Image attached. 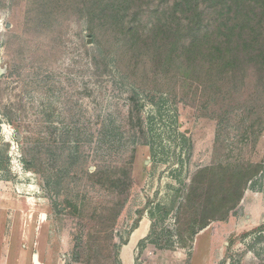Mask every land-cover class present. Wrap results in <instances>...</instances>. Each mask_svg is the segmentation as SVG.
Instances as JSON below:
<instances>
[{"label": "rangeland", "instance_id": "rangeland-1", "mask_svg": "<svg viewBox=\"0 0 264 264\" xmlns=\"http://www.w3.org/2000/svg\"><path fill=\"white\" fill-rule=\"evenodd\" d=\"M177 1L0 0V264H264V99L148 39ZM200 170L248 180L205 228Z\"/></svg>", "mask_w": 264, "mask_h": 264}, {"label": "trees", "instance_id": "trees-1", "mask_svg": "<svg viewBox=\"0 0 264 264\" xmlns=\"http://www.w3.org/2000/svg\"><path fill=\"white\" fill-rule=\"evenodd\" d=\"M174 6L187 19L185 30L190 34L189 38L178 42L179 36L175 34L182 35L184 31L182 33L176 28L158 24L151 28L148 39L154 42L158 39L163 46L161 52L184 59L181 64L185 68H192L194 71L203 68L210 76V81H223V76H232L235 81L240 77L246 82L245 77L250 74L256 76L253 99H264V0H178ZM204 8H210L209 15H205ZM121 9V6H108L102 12L105 16H110L107 15L109 11L119 13ZM116 16L118 17L117 14ZM203 21L210 23L204 25ZM130 32L133 33L132 29L127 27L125 34ZM178 47L179 54L176 53ZM171 59L168 56V61L172 62ZM233 176L227 177L222 171L212 174L209 170H200L192 179L185 202L194 205L204 197L199 214L203 222L199 228H205L209 221L221 220L216 214L218 211L227 213L241 201L248 180L246 174L241 176V184L238 183L241 186L237 191L232 186L225 188L226 181L230 185L235 183ZM214 181L223 182L218 190L224 198L218 203L217 209L212 206L210 197ZM194 185L204 191L203 195L197 193Z\"/></svg>", "mask_w": 264, "mask_h": 264}, {"label": "bare ground", "instance_id": "bare-ground-1", "mask_svg": "<svg viewBox=\"0 0 264 264\" xmlns=\"http://www.w3.org/2000/svg\"><path fill=\"white\" fill-rule=\"evenodd\" d=\"M33 263L34 264H40L39 261L37 260L36 256H34Z\"/></svg>", "mask_w": 264, "mask_h": 264}, {"label": "water", "instance_id": "water-1", "mask_svg": "<svg viewBox=\"0 0 264 264\" xmlns=\"http://www.w3.org/2000/svg\"><path fill=\"white\" fill-rule=\"evenodd\" d=\"M3 72H4V70L0 68V75H1Z\"/></svg>", "mask_w": 264, "mask_h": 264}, {"label": "crops", "instance_id": "crops-1", "mask_svg": "<svg viewBox=\"0 0 264 264\" xmlns=\"http://www.w3.org/2000/svg\"><path fill=\"white\" fill-rule=\"evenodd\" d=\"M33 262V261H32ZM34 264V263H33Z\"/></svg>", "mask_w": 264, "mask_h": 264}]
</instances>
